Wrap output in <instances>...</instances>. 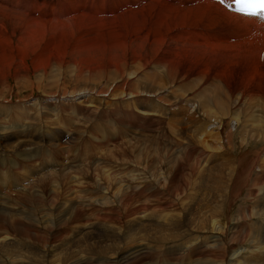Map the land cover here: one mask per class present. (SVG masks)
<instances>
[{"label": "bare ground", "instance_id": "obj_1", "mask_svg": "<svg viewBox=\"0 0 264 264\" xmlns=\"http://www.w3.org/2000/svg\"><path fill=\"white\" fill-rule=\"evenodd\" d=\"M6 1L7 4H5L4 7L0 6V24L2 25V27L0 28V53L2 54L0 56L13 55L16 58L20 59V61L13 59V62L8 66L9 70H13L18 74V77L15 81L18 94H20L21 91H27L28 89H30L32 93L34 91L38 93V96L36 97V102L33 103L34 105L31 104V105L23 106V104L25 103L24 101L13 103L12 100L9 99L5 100V102H2L4 101V99H6V95L3 92L9 91V88L12 89L11 88L12 86H9L4 81L0 80V83H2L3 85L2 90L0 89L1 90L0 91V172L1 173L2 172L5 173L6 169L17 170L21 168L20 162L13 163L11 159H7L8 156L7 152L10 155L13 154L17 155L18 153H21L22 151L25 150L31 151L32 146H34L33 138L35 136L38 137L40 136V130L38 131L37 128L50 126L44 123L45 121H47L48 123L52 121V111L49 108L48 109L43 108L42 110H39L43 102L47 103L49 105L48 107L57 109L56 112L58 113V115L57 117L53 118L54 123L57 124L58 122H63V120L66 119L65 117L67 114H64L62 111H59V107L68 108L69 106L67 104L60 105L59 102L51 103L47 100L52 98L53 97L52 95H55L60 92L67 93L69 91L68 95H71L82 90H87L89 88L92 89L95 84H98L100 82V76H102V73L99 71L98 67L95 64L83 65L79 61L75 60V62L71 61L68 65H66L63 63L64 62L63 59L65 57H71V56L64 55V53L58 49L43 48L37 44V38L39 36V32L41 29H44L46 27L61 26L71 23H79L82 26L83 28L82 37L87 42L88 45H92L95 42V40L91 39V37L95 34H99L109 40H113V42L120 47H124L128 43H133L134 44L133 53L140 60L137 61V58L135 56L131 64V65L134 64V66L127 69L128 72L133 74L135 79H137L143 84L145 80L153 82L154 85L149 86L150 91L151 92L160 91L163 94L162 100L168 102L170 105L181 104L182 101L188 102L190 100H193L192 98L182 100L181 95L178 94L180 90L185 89L184 85H180V86L169 85V87H167V84L172 83V77H173L172 72H174L178 68H181L182 73L180 74V78L182 80L187 81L193 78L190 86H192L197 81V84L194 86L195 88V93L193 94V98L195 99L194 101L197 102L199 106L206 107L208 105H213L216 109L211 113V115L214 116V119L217 122V125H219V127L213 133H211L210 136L211 138L228 139V140L239 139L242 143L245 144H248L250 141H253V144L259 141L260 143L263 142L264 144V122L258 124L257 115L253 114L256 113V110L254 109L246 114L249 115L250 117L253 116V118L250 119L251 120L250 126H245L244 123L246 120H242L238 114L236 115L235 112L229 113L226 110V106L230 104L229 98L228 96L227 97L225 96L227 95L225 93H224L225 95H221L223 94V91L222 93H220L221 89H223L221 87L224 84L223 68H226L228 65H234L240 63L239 65H244L251 68L257 67L260 73L258 72L257 68H255L254 70L259 75L258 80L261 82V79L264 78V68H263L264 63L259 61L262 60L260 53L261 51L264 50L263 23H258L253 19L241 18L231 15L226 11H224L223 9H221L218 5L208 0L203 3H197L191 7H183L180 5H176L174 4L175 0L167 1V2H171L173 4L172 6L168 4H159L157 0H6ZM139 3H144L146 6L140 7L138 10L135 11L126 12L122 10L125 7H132V6L135 7V5L139 6ZM0 4H3V0H0ZM80 4H82L86 8V11H88L89 14H84V13L80 14V11H76L75 8L71 7ZM23 9L30 10L32 14H35L37 17L42 15L43 17L49 19H52L57 15H68L73 12H75V16H65L66 18H59L56 21H51V20L41 21L39 18L32 19L27 17V14L22 11ZM105 10H109V13L107 14V16L109 17L108 20H106V18L98 17ZM209 15H211L212 18H209ZM218 22H223V27L225 29H228L229 26H233L235 30V31H231L230 33L223 34L222 40L226 41V43H224L225 45L212 44L210 47H214V49H207L206 47L205 48L197 47L196 44L190 45L188 41H185L183 39V37L189 39L193 36V34L200 33L201 30H208L209 34L211 33V31L212 33H214L213 30H216ZM138 24L154 25V28L158 30L157 33L160 36L161 40L158 42L157 48H152V49L147 48V45L149 44V40H147L144 36L142 38H138L141 30ZM173 32L177 36V44L175 46L165 45L163 38L164 39L170 38L171 33ZM21 34L27 35L24 38L27 44L26 47L24 48H20L17 46V42H19L22 39ZM227 37H234L236 39V42L234 44L228 43L226 40ZM226 44L231 46L233 51H231L230 49H225ZM235 45H241L244 49L243 48L235 49ZM220 46L222 48H219ZM221 52H225V53H221ZM30 54L34 56H42L43 58L49 60L50 63H46L47 70L38 68L39 72L36 73L34 76L29 74L27 75L22 74V72H25L27 69L26 58ZM256 54L260 57V59ZM1 62L2 60H0V63ZM164 68H166V71L164 74H161L160 70ZM234 81H236L238 84L240 83L235 79ZM217 85L219 86V88H217ZM210 88L212 93L216 94V96L213 95L215 96V98L212 99V101L210 100V98L209 100H206L207 96L210 95V93L208 92ZM188 90H191V88L188 87ZM118 91H120V96H117L119 95L116 93ZM91 92H98L100 94L108 93L111 98H116V99H120L122 97V94L126 95L128 92H131L132 94H135L136 92L143 93L134 86H125L115 91H109L106 82H103L102 86H95ZM241 95L243 98L247 96H253L254 99H260V98L264 99V92H262L261 89L259 90V88H253L252 90H250V88L245 89L241 92ZM58 96H65V95H58ZM198 96L205 97L204 103L203 102L199 103L197 101L199 100L197 99ZM202 99L203 98H201V101ZM15 108H16V112H15ZM227 108L229 109V107ZM24 118H25V122H23ZM32 119L38 121L39 123L38 124L29 123ZM56 119L58 120L57 122ZM42 120H45L44 123ZM230 121L236 122L237 130H235L234 133H232V131L229 130L225 134L224 130L226 127H228ZM24 125L25 128H23ZM9 127L11 128L19 127V128L11 130L9 129ZM18 129H20L21 134ZM5 131H8L9 134L5 135ZM19 135H22V138L13 140L14 138H17V136ZM192 136L201 137L196 133H192ZM23 139L26 143L27 149H25V144L23 142ZM226 146L227 145L223 146V150L225 151H226ZM5 147L6 148L9 147V149L10 148L11 149L7 150L8 148L6 149ZM227 147L232 150L233 144L229 143ZM263 150H264V145L263 147H260V149H258V152H256L255 155L258 156V153L260 152V157H262ZM233 152L236 155V161H235L236 163L243 153L241 143L237 144V147H235V151ZM39 153L40 152L38 150L32 151V153L29 154L30 159L32 158L36 159ZM245 153L246 152L244 151V154ZM188 157H189L188 154H183L182 156H180L178 167L175 173L170 178V182L172 184L176 185L178 182L177 186H179L180 184L185 183V179H181L180 182L179 176L182 175L184 171V167H185V171L186 169L192 171V166L190 164H186ZM22 158L23 157H19L20 161ZM183 159L185 161L184 166L182 163ZM255 162L257 161L254 160L252 162L253 164H251L250 166L254 167ZM132 163L134 164V162ZM235 163H232L230 161L227 164H222V166L226 165L224 170L222 171L220 170L217 172V174H215V178H214L216 184L215 192H214V197L211 199L209 204L203 206L202 209H198L196 207L197 203L194 204V206L191 205L189 202L186 203L187 205H182L183 202H181L180 204V209L184 214L182 215L181 227H184V229L186 228L189 231L191 230L193 233L197 232L198 234L199 233L202 234V232H214V233L216 232L218 235H220L221 241L217 240L215 244L216 246L213 245L211 247H208L209 243L205 244L203 243V240H201V242L198 245L199 247L200 246L206 247L205 253L208 254L210 252V254L213 257L217 258L216 261L219 262V264H225V263L231 264L230 262L228 263V257L231 255L230 252H231L232 242L234 240L239 244H242V242H246V241L248 242V240L249 242L254 243V240H257L259 238L258 237L260 233L259 232L260 226L258 225L259 221L255 222L259 227L255 224L256 226L254 225L255 226L254 232L252 230V226H253L252 223L250 224L251 226L250 229L249 227H243V223L246 222V220H250L254 222L255 219L264 217V184L263 183H260L259 187L261 188V191L259 192L258 195H257L258 192H255V190H248V192H246V197L250 198V200H254L253 198L255 197V204L252 207L244 208L243 206H240L234 212V214L230 215L236 200H238V199L235 200V195H234L235 184L239 180V175L237 174L238 167L234 165ZM82 169L83 168H78L75 170L73 169L70 172L78 170L77 175H79ZM110 169L111 168L107 169L105 171L106 173L101 175L100 179L109 181L110 177L108 175ZM58 172L54 174L50 173L51 175H53L54 183L56 184H57L56 176ZM77 175L76 177H78ZM74 176L72 177L75 178ZM253 176H254L253 173L246 175L245 178L248 179L247 181L248 183ZM58 178L68 180L70 176H68L66 172V173H60L58 175ZM260 178L261 177L258 176L257 179H253L250 182L254 183L256 181L257 183L258 181H261L264 177L262 179ZM114 180L117 179L114 178ZM5 182L8 181H6L5 179L3 183ZM69 183H73L75 185V180L74 181L71 180L69 181ZM61 185H63V183ZM97 185L99 188L103 189L105 193L110 194V196L113 197L117 202L120 200L119 198L122 196L128 198L129 200L131 199L129 197L130 193L128 194L127 191L120 193V191L117 188H114V186H111L109 183L107 185H103L101 182L98 181ZM13 186L14 185L12 183L8 185L6 184L5 189L11 190ZM73 186L70 187L67 186L66 190L69 188H73ZM42 188H47L43 198L41 195L42 194L41 186L37 187V184H35L32 185L30 187V190H28L27 192H18L16 196L11 199V201L13 204L19 205V204H26L27 198L31 202L34 199H36L38 201H41L39 205L43 204L46 207H48L49 204L53 205L56 202H58L59 193H60L58 187L54 186L53 184H50L47 187L42 185ZM76 188H82V186L78 185ZM69 191L70 192L68 193V195H71L73 191L72 190ZM77 194H78L77 195L78 198H84L83 194L81 193H77ZM256 195L258 196L257 202H256ZM243 203H245V201H243ZM73 208L76 209V211L72 213L71 211H68L67 213L70 214V220L76 222V224L74 225V228L76 229L77 223L84 219L83 216L84 214L81 212V210H79L78 206ZM3 210H6L7 212L9 211L12 212L10 208L3 209L0 205V233L6 230L4 229L5 226L1 225L5 216V213H2ZM170 210L174 211V208L171 207ZM105 215L102 216V219L109 223L110 231L107 234V236L102 237L104 244L109 240H112L115 241L116 243H119L118 241H123L125 245H128L129 243H131V241L133 242L134 240L141 239L143 235L148 236L149 238L156 241L164 240L165 238H174L173 233L176 231L175 230L174 232H171L173 231L172 229L171 231H168V229L159 228V226L156 228L149 227L146 228L145 230L143 226L144 222L141 219H138V222L133 223V225L131 224L130 227L128 226L129 228L126 226H122V230L124 229L126 230L125 233L120 237L113 238L117 236L118 233L115 232V227L113 226V223H111L112 221L109 220L110 218L106 219L104 217ZM127 215H128V211L124 209L122 214L118 216L125 218V216ZM111 217L113 221L117 220L116 214H114ZM17 219H18L17 215L14 212L13 214H10V216L8 217L7 226L9 223V233L10 231H14L17 233V236L19 234L21 236L30 238L32 232H34L36 238L42 240L43 239L51 240L53 239V236H56L55 229L58 227V224H52L51 222L45 220L40 221L38 225L41 224L42 225L41 227H43L42 231H46V234L43 235L41 233L42 231L39 232L38 231L36 232V230L32 231L33 225L31 226L30 224H33L34 221L31 218L28 219V222L33 221L32 223L29 222L30 224L18 222ZM125 219L124 221H126ZM188 222H190V225L192 226L188 225L187 224ZM242 229L244 236L241 234ZM117 230H119L118 227ZM143 231L146 234H143L142 233ZM182 232L184 234L183 236H185L187 233L182 231L181 229L180 233ZM87 233L89 234L90 231H83L75 237L81 238L82 235ZM63 235H65L66 237ZM63 235L62 237L65 238H67L68 236L64 233ZM12 236L14 237V235L10 233L8 235H5V239L0 237V264H5L7 259H9L10 261L9 264H33V262L29 261L28 257H25V255L21 253H14L13 251L12 253L7 251L8 241L6 240H9V237H11L12 239L11 241L9 240L10 241L9 243L14 248L19 250V248L15 245V243L18 242V240L16 237L13 238ZM68 238L71 237L68 236ZM73 242H76L75 245L73 244L75 247L73 249L70 248L69 250L66 249L65 254L66 252L71 253L73 250L78 251L83 247L84 249L89 248L91 254L97 253V254H103L109 256L103 258L104 261H107V263L108 262L110 263L112 259H113L112 262L119 261V258H117L116 260V257L114 258L108 254L112 252L110 248H114V246L112 245L106 244L107 247H109L106 249L103 243H98L104 245V247L102 248V245L99 246L98 244L95 243L94 240L92 242V238H88L85 241L83 240L82 241L83 243H80L77 240ZM92 243L95 244L91 246ZM81 244L84 245L81 246ZM132 245L133 243L131 244V246ZM237 247L239 246L237 245ZM252 247H254V245ZM28 248L31 250L30 247ZM145 252L146 249L144 247H141L139 249L138 247H136L133 252H130L127 255V257L133 259L135 262L138 263L140 262L138 255L143 254ZM73 258H74L73 255L69 256V259L72 260V262L70 261L71 262L70 264H93L94 262H95L94 264H102V259L101 261L96 260L92 263L90 261H87L88 259L87 260L82 259L80 256V262H82L80 263L78 260L73 261ZM51 261L54 263V258L51 259ZM126 262L128 263L127 260ZM245 263L264 264V256L261 257L259 256V254H252V257L247 259V262H244L243 264Z\"/></svg>", "mask_w": 264, "mask_h": 264}, {"label": "rangeland", "instance_id": "obj_2", "mask_svg": "<svg viewBox=\"0 0 264 264\" xmlns=\"http://www.w3.org/2000/svg\"><path fill=\"white\" fill-rule=\"evenodd\" d=\"M157 2L159 4H168V5H171V6L173 5L171 2H167L165 0H157ZM5 4H7V1L6 0H3V4H0V6L1 7H4ZM145 6L146 5L144 3H139V6H135V7H133V6L132 7H125L122 10L123 11H126V12L127 11H135V10H138L140 7H145ZM71 7L75 8L76 11H80V14H83V13L84 14H89V12L86 11V8L82 4L77 5V6H71ZM108 13H109V10H105L98 17H100V18H106V20H108L109 19V17L107 16ZM65 16H75V12H73L71 14H68V15H57L56 17H54L52 19L45 18L42 15H40L39 17H37L35 14H30V15L27 14V17L32 18V19L33 18H39L41 21H49V20L56 21L59 18H66ZM209 18H212V16L209 15ZM138 25L140 26V29H141L140 30V35L138 36V38H142L144 36L147 40H149V44L147 45V48H151V49L152 48H157L158 47V42L161 40V38H160V36L157 33L158 30L154 28V25H150V24H146V25H140V24H138ZM1 27H2V25L0 24V28ZM155 27H157V26H155ZM213 31H214V33H212V31H211V33L209 34L208 33L209 32L208 30H201L200 33H196V34H208V35H211L213 37H217L221 31L224 34H226V33H230L231 31H235V30H234V27L233 26H229L228 29H225L223 27V22H218L217 23L216 30H213ZM82 33H83V28H82V26L79 23H71V24H65V25H61V26L46 27V28L40 30L39 36L37 38V44L39 46L43 47V48H55V49H58V50L62 51L64 53V55L71 56V57H65L63 59V61H64L63 63L66 64V65H68L71 61L75 62V60L79 61L83 65H93V64H95L98 67L99 71L102 73V76H100V82L98 84H95L93 86V88L95 86H102V83L103 82H106L107 85H108L109 91H115V90L121 89V88H123L125 86H134V87L138 88L139 91H142V92H149L150 91V87L149 86H153L154 85L153 82L148 81V80H145L144 81V84H143L140 81H138L137 79H135L134 75L131 74L130 72H128V70H127V69H129V68H131V67L134 66V64L131 65L132 62H133L134 57L136 56L133 53V47H134V44L133 43H128L124 47H120V46L116 45L113 42V40H109V39L105 38L102 35L95 34V35H93L91 37V39L95 40V42L92 45H88L87 42L83 39ZM21 36H22V39L19 42H17V46L20 47V48H24L27 45L26 42H25V40H24V38L27 35L26 34H21ZM183 39L185 41H188L190 43V45L191 44L195 45V43L192 40H190L188 38H185V37H183ZM163 41H164L165 45H167V46H175L177 44V36L173 32V33H171V37L170 38H166V39L163 38ZM223 43H226V41H223ZM197 47H202L203 48L204 46H201V45L198 46L197 45ZM242 48L243 47L241 45H235V49H242ZM225 49H230L231 51H233L232 47L229 46L228 44H226ZM255 53H256V50H255ZM1 54L2 53H0V55ZM136 58H137V61L140 60L137 56H136ZM13 59L20 61V59L16 58L13 55L0 56V60H2V62L0 63V80L1 81H4L9 86H12L11 87L12 89L9 88V91L3 92L6 95V99H4V101H2V102H5V100H8V99L9 100H12L14 102H16V101H22V100H27V103L28 104H33L34 101H35V98L38 96V93H36L35 91L32 93V91L30 89H28L27 91H21V93L18 94L16 85H15V81H16V79L18 77V74L15 71H13V70H9L8 69V66L13 62ZM26 59H27V61H26L27 69H26L25 72H22V74H25V75L29 74V75H33L34 76L36 73L39 72V69L38 68H42L43 70H47L46 63H50L49 60L43 58L42 56H34V55H31V54ZM259 59H260V57H259ZM259 61H261L262 63H264V59L259 60ZM239 64L228 65L226 68H223V72H224L223 73V77H224V84L225 85L224 84L222 85L221 88H223V89H221L220 93H222V91H223V94H221V95H224V93L227 94V96L229 98V103L230 104L235 103L236 99L238 98V94L237 93L239 92V94L241 95V92L243 90H245V89H249L250 88V90H252L253 88H259V90L261 89V91L264 92V78L261 79V82L258 80L259 75L254 70L257 67L251 68V67L244 66V65H239ZM257 70H258V68H257ZM165 71H166V68L160 70L161 74H164ZM258 72H259V70H258ZM108 73H109V75H108ZM181 73H182V69L181 68H178L174 72H172V75H173V77H172V83L167 84V87H169V85H172V86L184 85L185 87H188L186 84H182V81H184V80H182L180 78V74ZM228 78H230V79H228ZM234 79L237 80V81H239L240 83L238 84L236 81H234ZM2 87H3V85H2V83H0V89L1 90H2ZM217 88H219L218 85H217ZM225 88H226V90H225ZM92 89L89 88L87 90H82V91H79V92H84V91H90L91 92ZM68 92L67 93L60 92V93H57V94L52 95V96L67 95ZM213 95L216 96L215 93ZM213 95L210 97V95L207 96V94H206V96H207L206 100H209V98H210V100L212 101V99L215 98V96H213ZM201 98H203L202 101H201ZM204 98H205L204 96L203 97L198 96L197 99H199V100H197V99L196 100L199 103H202V102L204 103V101H205ZM231 99L232 100L234 99L233 100L234 102L230 101ZM242 99L243 100L241 102H244L245 103L244 104V107L246 108V114L255 109L256 110V113H253V114L254 115L255 114L257 115V112H258L257 109H258L259 106H260L259 107L260 112H262L264 114V99H261V98L260 99H254L253 96H247V97H244V98L242 97ZM237 100H238V102H240L241 99H237ZM51 101H55V100H51ZM46 106H49V105L47 103H44L43 102V104L40 106L39 110H42L43 108L48 109ZM261 106H262V109H261ZM15 112H16V108H15ZM22 114H23V112H22ZM57 115H58V113L56 112V116ZM53 118H55V117H53ZM65 118L68 119V116L66 115ZM252 118H253V116H252ZM66 119L63 120V122H64L65 126L67 127L69 125V122L66 121ZM42 121L44 123L45 120H42ZM57 121L58 120L56 119V122ZM23 122H25V118H24V121ZM83 122L86 124V123L90 122V119L87 120V118H85V116H84ZM102 122H104V121H102ZM263 122H264V117L263 118H258V124L263 123ZM29 123H31V124H38L39 122L36 121V120H34V119H32ZM44 124L50 125L47 121H45ZM54 126H57V125L55 124ZM16 128H19V127H16ZM16 128L9 127V129H11V130L16 129ZM34 128H37V127H34ZM37 129L39 131L41 128H37ZM18 130H19V132L21 134L20 129H18ZM229 130H231V129H229L228 127H226L225 130H224L225 134ZM235 130H237V126L235 127ZM234 132H232V133H234ZM7 134H9L8 131H5V135H7ZM98 136L101 137V134H99ZM81 140H82V143L83 144L93 143L94 142V139L89 134L84 135ZM23 142L25 144V149H27V146H26V143H25L24 139H23ZM105 143H106V141H105ZM257 143H254L253 144V141H251L248 144L243 143V144H245V146L243 147V153H242V156H241L242 167H243V169H246L247 174H252L253 173L254 176L252 177L251 180L257 179L258 176L261 177L260 179H262L264 177V170H261L260 172H254L255 170H260V169H262L264 167V157H262L261 159L258 158V156L260 157V152L258 153V156L255 155L256 152H258V149H260V147H263L264 144H263V142L260 143L259 141H257ZM105 146L106 145L100 146V148H98L97 151L95 150V155H98V154H100V156L103 155L101 162H98L97 165L96 164L91 165L88 161L86 162V166H92V167H96L97 166L99 168V171L100 172H94L93 173L94 175L95 174H101V175L105 174L106 173L105 172L106 170H104L102 168H111V167L116 166V165H120V167L123 168L125 165H131V164H133L132 162H134V164H141L142 163V165L145 166V168L147 169L148 172H152V171L154 172L155 171L154 172L155 174H157V172H159L158 170L160 169V167H159V165H157L156 163H154L153 160H154V157H156V154L157 155H160V154H162L164 152V150H161L159 148H154V149H152V148H142V151L140 153L141 155L139 154L140 156L139 155L136 156L137 153H139V150H134V152H133V150H131V149L129 150L128 149V150H125L124 151L125 154H123L122 156H120L121 157L120 158L119 155H118V153H117V151H115V149L106 148L107 146L106 147ZM7 148H6L7 150H10L11 149V148L9 149V147H7ZM117 149L120 150V147L117 146ZM112 151L114 152V154H113ZM244 151L246 152L245 154H244ZM132 152H133V154H132ZM128 153H130V156L127 155ZM115 155H116V157H115ZM147 155H149V156H147ZM81 157L83 158L84 155H82ZM88 157H90V156H88ZM140 157H142V158H140ZM137 158L138 159L140 158V159L138 160ZM254 160H256L257 162H255V166L254 167H251L250 165L253 164L252 162ZM137 162H139V163H137ZM184 162L185 161L183 159V161H182L183 166H184ZM211 165H215V164L213 163ZM167 166H168V169L170 170L174 166V164L173 163H170V164H167ZM75 169H78V167H76ZM199 169H200V166L197 165L196 168H195V172H198ZM217 169H215V171H214V176H215V174H217L218 171H220V170H217ZM65 171L67 172L68 176H70V178H68V180L67 179H59L58 178V175L60 173H66ZM69 172L70 171H68L66 169H63V171L62 170L59 171L57 173V176H56L57 184L56 183H53L54 186L58 187V190L60 192L59 193L58 202L65 200V196L66 195L62 194V192H65L64 190H66L67 186L70 187V186H73L74 185L73 184L74 182L73 183H69V181H71V180H73V181L75 180L76 181L77 180L75 178H76V175H77L78 170L73 171V172H70V173ZM86 172H87V170L85 168H83L81 170V173L79 175L80 176H83V175H85ZM184 172H185V167H184L183 173ZM257 173H259V174H257ZM74 174H75V176H74ZM193 174H194V172H193ZM72 176H74L75 178H73ZM180 177H181V175L179 176V180L181 182V178ZM69 179H71V180H69ZM51 180H52L51 178H44V179H42L40 181L42 198H43L44 194L46 193L45 191L47 189V188H42V185L43 186H46V187L49 186L51 184ZM247 181H248V179L245 178L244 182L248 185V190H254L255 189V186L253 185L254 183H252V185L254 186V188L252 189L251 182L249 181V183H248ZM262 181H264V178L260 181V183H263ZM62 183H63V185H61ZM44 184H46V185H44ZM177 184H178V182H177ZM207 188H208V183L205 182V181L202 182V184L200 185L199 194H203V193L207 192ZM67 190L69 191L70 189H67ZM248 190H247V192H248ZM165 191L166 192H171V190L169 188H166ZM243 192H244V189H242L241 195H239L236 198V199H238L237 200L238 204L237 205H234V207L232 208V209H234V212L240 206H243L244 208H250V207L253 206V205L252 206H249L246 202L243 203V201L241 203H239V200H240ZM127 193L129 194V192H127ZM123 198H124L123 201L127 202L126 203V206L128 207L129 206V201H128L129 199L128 198H125V197H123ZM130 201H131V203L133 202L132 205H131V214H130V216L125 217L127 219L124 218L126 221L123 220V221L120 222L119 220H117V223H118L119 226L122 223L121 226H120V235L117 236V237L122 236L125 233V231H126L124 229V227H123L124 230H122V226H126V227L129 226L130 227L131 224L133 225V223L138 222V219H140L139 218V213L142 210V205L140 204V203H142L141 199L134 201L131 198ZM200 201L201 200H196L192 205L194 206V204L197 203L196 207L199 209L198 206H199ZM28 202L30 204L29 205L30 206V211L33 212L32 202L29 201L28 198H27V203ZM39 204L40 203H38V205ZM32 212H30V216L27 217V219H23V220H18L17 219V221L18 222H23V223H28V224L32 223L34 221L33 218H32ZM2 213H5V216H4V219H3V222H2L1 225L2 226H5L4 229H6V230H4V232H2V233H4V235H2L1 237L3 239H5V235H8L10 233L12 235H14V237H16V238L19 237L20 235L18 234V236H17V233L14 232V231H10V233H9V223H8V226H7V219H8V213H10V211L7 212L6 210H3ZM114 214L113 213L107 214L104 217L106 219H109L110 218L109 220H111L112 221L111 223H113L114 221H113V219H111L112 218L111 216H113ZM29 218H31L33 220V221H29L30 223L28 222V219ZM263 220H264V217L257 218V219L254 220V222L253 221H250V220H246V222L243 223V227H249V229H250V227H251L250 224L252 223V225H253L252 226V230L254 232L255 231V226L257 225L255 222L263 221ZM9 221H10V219H9ZM35 223L36 222H33V224H30L31 226L33 225L32 226V231L33 230H36L35 227H38V232L39 231H42L43 230L42 229L43 227H41L42 225L41 224L38 225L39 222L36 223V224ZM78 223H77V227L79 226ZM263 223H264V221H263ZM188 224L190 225V222H188ZM143 226H144V229L145 230H146V228L151 227V226H147V225H144V224H143ZM190 226H192V225H190ZM153 227L156 228L158 226H153ZM169 227H170V229H169ZM169 227H167V228L166 227H159V228L168 229V231H171V229H172L173 231H171V232H174L176 230L174 233H176L177 231L179 232V230L181 231V229H182V231L187 232L185 236H190V235H192V236H194V235L199 236L200 239L203 240V243H205V244L210 243V242H213L211 245L209 244L208 247H211V246L215 245L217 240H220L221 241L220 235H218L216 232L215 233L214 232H202V234L201 233L198 234L197 232H194L193 233L191 230L189 231L186 228L184 229V227L179 228L180 226H178L177 224H172ZM171 227H173L175 229H173ZM176 227L178 228V230H177ZM84 231H89V230H84ZM144 231L142 233L143 234H146L145 233L146 231L145 232ZM115 232H117L119 234V230H117V227H115ZM64 234H66V233H64ZM241 234L244 236L243 229H242V233ZM32 235L34 236V238H36V235H34V232H32ZM32 235H31V237L29 239H32L33 238ZM87 235H88V233L82 235L81 238L80 237H74V236H72L73 238L71 237L70 239L62 240V241H61V239L57 238L55 240V244H56L57 247L60 248V250L62 252H60V251L58 252V258H57V256L54 257V264L57 261H63V262H65V261L70 260L69 259V256H71V255L74 256L73 261L74 260H78L80 262V250L81 249H79L78 251L77 250H73L71 253H67L66 252V254H68V255L65 254V250L66 249L69 250L70 248L73 249L75 247L74 245L76 244V242H73L75 240H77L80 243H83L82 242L83 240L85 241L86 239H88V238H86ZM183 235H184L183 232L180 233L179 239L185 237ZM63 236H65V235H63ZM104 236L105 235H102V237H104ZM56 237L57 236H53V239L56 238ZM65 237H63V238H65ZM102 237L101 236L94 237L95 243L96 244L103 243V238ZM117 237H115V238H117ZM146 237L148 238V240H147ZM258 237L259 238L257 240H254V243L255 244L249 242V240H248V244L243 249V250H247L248 251V256L246 257V259L243 262H242V259H241V254H242L243 250H241V251L238 252L237 249L239 247H244L245 244L247 243V241L246 242H242V244H239L238 242H236L234 240L232 242V247H231V252H230L231 255L228 257V263L230 262L231 264H234L233 262H236L239 259H241V261L238 262V263L239 264L240 263L243 264L244 262H247V259H249L250 257H252V254H259V256L263 257L264 256V228L262 230H260V233H259ZM67 238H68V236H67ZM142 238L139 239V240H134L133 242L131 241V243H129L128 245H125L123 243V241H118L119 243H116L115 241H112V240H109L110 242L108 241L105 244L104 243L103 244L105 245L106 249L109 248V247H107V245L114 246V248H110V250L112 252H118V251H121V250H128L131 247H133V248L134 247H137L139 244H141L145 240H146V242L155 241V240H153V239H151V238H149L148 236H145V235H143ZM9 240L10 241L12 240L11 237H9ZM9 240H6V241H8V246H7L8 249H7V251L8 252H11V253L13 251L14 253H17L18 252V249L14 248L9 243L10 242ZM97 240H98V242H97ZM88 243H89V241H88ZM95 243H92L91 246H93ZM132 243H133V245L131 246ZM103 244H98V245L99 246L102 245V248H103L104 247ZM252 244L254 245L255 248L252 247L253 246ZM83 245L84 244H81V246H83ZM237 245L239 247H237ZM82 249H84V248L82 247ZM86 249L89 250V248H86ZM115 249H117V250H115ZM167 249L168 248H165L164 249L160 245V246H158L157 251L151 257H149L148 259H145V260H142L141 259V261L137 263L133 259H129L128 257H126V260L128 261V263L125 260L124 262H126V263H124V264H133V263L134 264H148V262L156 254H164V253H166ZM261 250H263V251H261ZM76 251H77V254H76ZM44 253L45 252H44L43 249H39L37 251L38 256H41V255L43 256ZM104 256L105 255H103L102 257H96L95 258V261L96 260L101 261V259L104 260L103 259ZM44 257H46V256H44ZM55 258H57V259H55ZM117 258H119V261L112 262L113 261V259H112V261H110V263H112V264H115V263H117V264H123V258H124V256H118V257H116V260H117ZM187 258L188 259L185 260L186 261V264H203L204 261H205L204 264H207V263L210 264L209 263L210 262V256H207V259L205 257L202 260H198L197 259V256H194V255H190V257H187ZM28 260L29 261H32L29 258H28ZM86 260L89 261V256L86 258ZM110 260H111V258H110ZM131 261H133V262H131ZM9 262H10L9 259H7L6 262H5V264H9ZM71 262H72V260H71ZM104 262L107 263V261H104ZM80 263H82V262H80ZM110 263L108 262L107 264H110ZM215 264H219V262L216 261ZM245 264H248V263H245Z\"/></svg>", "mask_w": 264, "mask_h": 264}, {"label": "snow or ice", "instance_id": "obj_3", "mask_svg": "<svg viewBox=\"0 0 264 264\" xmlns=\"http://www.w3.org/2000/svg\"><path fill=\"white\" fill-rule=\"evenodd\" d=\"M238 2H245V3L258 5L261 11H264V0H238ZM221 3H223V0H221Z\"/></svg>", "mask_w": 264, "mask_h": 264}]
</instances>
